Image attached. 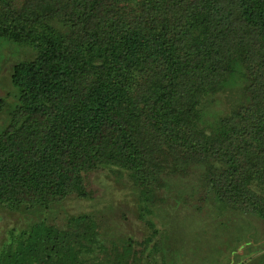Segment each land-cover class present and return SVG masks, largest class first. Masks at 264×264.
I'll use <instances>...</instances> for the list:
<instances>
[{
	"label": "trees",
	"instance_id": "obj_1",
	"mask_svg": "<svg viewBox=\"0 0 264 264\" xmlns=\"http://www.w3.org/2000/svg\"><path fill=\"white\" fill-rule=\"evenodd\" d=\"M4 42L34 55L12 66L15 99L0 95V208L88 197L87 175L113 167L149 199L202 164L220 207L264 219V0H0ZM98 227L35 224L0 264H142L151 236L108 249Z\"/></svg>",
	"mask_w": 264,
	"mask_h": 264
},
{
	"label": "rangeland",
	"instance_id": "obj_2",
	"mask_svg": "<svg viewBox=\"0 0 264 264\" xmlns=\"http://www.w3.org/2000/svg\"><path fill=\"white\" fill-rule=\"evenodd\" d=\"M1 49L0 95L12 101V66L33 57L34 52L29 46L11 42H4ZM227 94L207 97L213 100V108L205 125L215 116L214 108L221 103L223 109L232 105L229 102L236 94L231 100ZM4 119L0 114V127ZM205 169V165L196 164L184 174L163 173L146 199L129 173L102 168L87 175L88 197L71 194L49 208L29 211L0 208V251L14 244L15 235L22 231L27 236L35 224L63 228L70 216L88 214L98 223L99 238L108 249L123 247L129 239L138 249L151 236L142 264H264V219L233 207H220L209 194ZM147 219L153 221V227ZM93 245L100 255L101 249Z\"/></svg>",
	"mask_w": 264,
	"mask_h": 264
}]
</instances>
